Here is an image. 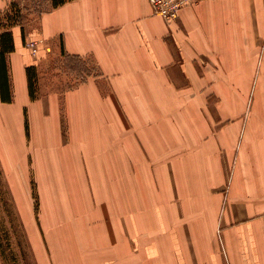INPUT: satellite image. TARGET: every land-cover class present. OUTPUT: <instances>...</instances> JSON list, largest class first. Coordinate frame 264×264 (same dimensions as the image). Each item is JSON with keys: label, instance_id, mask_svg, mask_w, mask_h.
I'll return each mask as SVG.
<instances>
[{"label": "crops", "instance_id": "1", "mask_svg": "<svg viewBox=\"0 0 264 264\" xmlns=\"http://www.w3.org/2000/svg\"><path fill=\"white\" fill-rule=\"evenodd\" d=\"M48 1L0 28L14 43L0 131L22 145L28 119L32 146L40 128L41 145L66 149L63 187L119 212L104 225L120 249L89 264H264V0H203L172 23L148 0ZM130 213L152 233L134 251Z\"/></svg>", "mask_w": 264, "mask_h": 264}, {"label": "rangeland", "instance_id": "2", "mask_svg": "<svg viewBox=\"0 0 264 264\" xmlns=\"http://www.w3.org/2000/svg\"><path fill=\"white\" fill-rule=\"evenodd\" d=\"M49 9L48 0H0V28L32 24ZM66 66L72 67L67 63ZM60 67L64 66L59 64ZM93 67L84 66L86 69ZM80 79L78 74L69 81L65 79L64 89L74 86ZM50 83L46 84L55 89V83ZM58 87L61 89L60 84ZM208 101L212 104V100ZM26 124L22 145L18 144V136L10 141L9 133L0 131V264H56L57 251H64L60 264L105 260L110 251L121 247L120 238H117L121 235L120 227L104 225L119 212L104 211V204H96L91 193L83 196L76 192L74 195L72 187H63L64 183L73 180L62 178V166L68 165L62 158L69 159L66 149L41 145L40 128L34 132L37 144L32 146L28 119ZM76 189L80 192L78 186ZM132 214L128 215V226L123 227L130 251L137 249L135 242L139 236L141 249L152 240L151 228L139 227L138 231L133 225ZM39 245L43 249L42 255L38 251Z\"/></svg>", "mask_w": 264, "mask_h": 264}, {"label": "trees", "instance_id": "3", "mask_svg": "<svg viewBox=\"0 0 264 264\" xmlns=\"http://www.w3.org/2000/svg\"><path fill=\"white\" fill-rule=\"evenodd\" d=\"M73 0H52L53 8H59L64 6L68 2ZM15 25V24H14ZM1 42V51H0V90H1V98L3 102L11 101V90H10V82H9V73L7 66V54L11 53L14 50V43L11 33L5 32L0 36ZM28 78H29V87L30 94L32 98H35L36 91V74L33 69H28Z\"/></svg>", "mask_w": 264, "mask_h": 264}, {"label": "built area", "instance_id": "4", "mask_svg": "<svg viewBox=\"0 0 264 264\" xmlns=\"http://www.w3.org/2000/svg\"><path fill=\"white\" fill-rule=\"evenodd\" d=\"M201 1L203 0H148L154 15L163 18L168 23L177 21L184 8L198 4ZM27 47L32 56L37 57L39 42L28 41Z\"/></svg>", "mask_w": 264, "mask_h": 264}]
</instances>
